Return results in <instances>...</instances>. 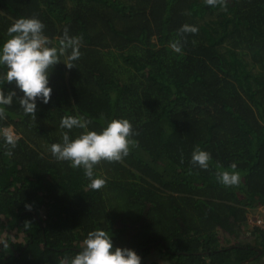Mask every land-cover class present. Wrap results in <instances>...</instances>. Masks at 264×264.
<instances>
[{
  "label": "trees",
  "instance_id": "16d2710c",
  "mask_svg": "<svg viewBox=\"0 0 264 264\" xmlns=\"http://www.w3.org/2000/svg\"><path fill=\"white\" fill-rule=\"evenodd\" d=\"M227 7L0 0V48L13 21L34 14L57 42L65 27L83 36L77 67H54L51 99L37 100L36 119L15 97L0 119V128L13 126L20 136L11 155L0 136V264H60L96 229L141 257L159 244L172 264H258L264 228L248 221V211L264 204V0H228ZM184 24L199 31L181 36ZM177 39L181 53L169 46ZM6 71L0 66V76ZM0 87L23 95L14 83ZM66 115L91 119L98 132L127 118L138 133L122 163L94 167L107 178L100 190L87 187L83 168L49 150L61 141ZM196 145L211 153L207 170L191 163ZM233 163L241 183L225 186L217 166L232 171ZM244 224L254 243L230 241Z\"/></svg>",
  "mask_w": 264,
  "mask_h": 264
},
{
  "label": "clouds",
  "instance_id": "9594fccd",
  "mask_svg": "<svg viewBox=\"0 0 264 264\" xmlns=\"http://www.w3.org/2000/svg\"><path fill=\"white\" fill-rule=\"evenodd\" d=\"M204 3L214 8L219 7L225 12L228 10V0H204ZM45 28L46 25L34 14L15 19L7 29L9 39L0 48V66L6 67L7 71L0 76V84L14 83L23 95H18L15 90H9L5 94L3 87H0V119H7L5 106L11 107L14 97L23 113L36 119L37 100L47 104L51 99L53 89L49 86V77L54 67L63 62L71 70L77 67L74 62L83 55L82 35H71L65 27L57 42L45 34ZM198 31L197 26L189 24H184L179 29L181 36ZM169 46L176 53L182 52L183 43L179 39L170 42ZM90 124L92 120L84 116L62 117L60 128L64 131L61 141L51 144L49 150L57 161H67L74 169L83 168L90 181L87 187L100 190L106 186L107 178L96 175L94 167L102 162L122 163L131 150L138 147V141L134 139L138 133L127 118L114 119L99 132L90 130ZM73 129L82 131L73 138L70 135ZM0 136L11 155L20 136L10 126L0 128ZM211 160L210 152L202 150L199 145L195 146L191 156L193 165L207 170ZM217 167L216 177L221 184L230 187L241 183V175L235 171V163L230 166L232 171H221L219 165ZM25 207L32 210L30 204ZM30 223L25 221V228ZM7 246L4 243V247ZM81 247L82 250L74 258L65 256L60 264H141L142 261V257L134 249L114 246L113 236L104 229L90 231Z\"/></svg>",
  "mask_w": 264,
  "mask_h": 264
},
{
  "label": "rangeland",
  "instance_id": "374dc122",
  "mask_svg": "<svg viewBox=\"0 0 264 264\" xmlns=\"http://www.w3.org/2000/svg\"><path fill=\"white\" fill-rule=\"evenodd\" d=\"M5 127H9V126H5ZM10 127L13 128V126H10ZM257 213H259V211L256 210V209H251V210L248 211V215H249V217H251V219L250 218L248 219V221L250 223L257 224L256 222H254V219H253V215H256ZM219 235H220L221 243L222 242L224 243V236L223 235H226V233L224 231H223V233L219 232ZM2 238H4V236H0V241H1ZM19 238H21V237L19 236V237L15 238V239H19ZM232 238L233 239L232 240L230 239V241H236V242L239 241L241 243H243V242H252V243H254V241L256 239L255 235L252 234L251 231H250L249 224L248 225L244 224L240 228L239 235L237 236V235L233 234ZM258 249H260V254L263 255L259 259L258 264H264V245L260 244ZM144 262H154L155 264H172V261L170 260V258L167 256V254L164 252V250L161 248V246L159 244H157L156 246H153L151 251H149V253L147 255L142 257L141 264H143Z\"/></svg>",
  "mask_w": 264,
  "mask_h": 264
},
{
  "label": "built area",
  "instance_id": "2783aa9c",
  "mask_svg": "<svg viewBox=\"0 0 264 264\" xmlns=\"http://www.w3.org/2000/svg\"><path fill=\"white\" fill-rule=\"evenodd\" d=\"M259 213L253 215L254 222L258 224V226L264 228V204L258 207ZM251 219V217H249Z\"/></svg>",
  "mask_w": 264,
  "mask_h": 264
}]
</instances>
